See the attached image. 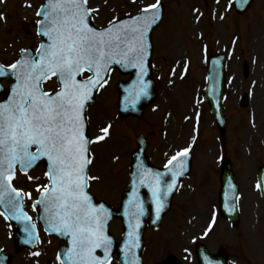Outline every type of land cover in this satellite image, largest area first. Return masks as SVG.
Here are the masks:
<instances>
[{
    "label": "rangeland",
    "instance_id": "1",
    "mask_svg": "<svg viewBox=\"0 0 264 264\" xmlns=\"http://www.w3.org/2000/svg\"><path fill=\"white\" fill-rule=\"evenodd\" d=\"M42 1L0 0V17L6 18L5 21L0 19V60L4 64L17 60L22 48L36 45L34 22ZM155 1L90 0V3L93 9H98L96 23L103 26L113 19L135 14ZM161 1L166 7L165 20L153 36L154 75L161 76L157 79L159 94L155 103L159 111L149 108L140 121H119L116 86L122 78L115 72L110 85L98 96L88 115L94 139L102 135L100 130L106 124H113L106 141L93 147L95 162L91 166V176L99 179L92 181L91 191L118 206L126 185L128 156L135 147L136 136L144 134L148 137L149 157L155 166H161L166 159L164 154L172 155L189 145L195 135L192 118L195 113L203 111L200 138L204 139H199L194 147L192 176L175 197L172 209L160 228L148 233L145 264H157L169 253H175L181 259L185 249L192 248L190 238L204 229L205 212L216 203L219 143L214 119L200 100L203 85L199 83L202 73H206L200 50L206 43L209 51L228 54L231 39L238 29L240 36L236 52L228 56L230 88L226 109L229 130L233 135L230 140H223V145L234 159L244 193V214L255 212L256 206L261 207L259 194L253 191L252 182L256 179L258 165L264 164V0H255L253 7L242 17L235 14L233 0H207V4L203 0ZM204 33L210 34V42L203 38ZM244 60L249 65L247 78L243 75ZM183 70L189 74L180 81L179 73H184ZM170 73H177L174 80H171ZM172 83H176L175 86L171 87ZM244 93L251 95L247 109L239 106ZM185 118L188 121L183 120ZM128 125L127 133L125 126ZM250 229L253 228L244 229L240 245L234 238L223 235L214 236L212 242H226L221 245L233 253L239 264L244 261L236 259L235 256L239 255L249 258L254 264H264V240L261 236L264 229L256 232ZM111 231L118 239L121 238L120 222H114ZM9 236L8 227L0 220V250L6 247L13 251ZM61 246L55 239L42 235L39 255L26 251L15 255L12 264H59L57 252Z\"/></svg>",
    "mask_w": 264,
    "mask_h": 264
},
{
    "label": "snow or ice",
    "instance_id": "2",
    "mask_svg": "<svg viewBox=\"0 0 264 264\" xmlns=\"http://www.w3.org/2000/svg\"><path fill=\"white\" fill-rule=\"evenodd\" d=\"M160 7L156 0L137 16L124 21L113 19L108 27L98 30L90 24L92 13L98 9L90 8L89 0H46L36 13L40 17L37 35L44 39L35 49L22 48L14 62L0 64V91L3 78L13 81L8 95L0 101V205L11 218L30 220L23 211L25 194L13 187L11 180L17 167L27 174L39 161L47 160V183L37 186L40 198L34 207H43L47 230L70 238L71 247L64 258L58 256L60 264H112L113 239L106 231L107 209L94 205L88 192L89 182L99 178L89 175L93 159L89 145L94 141L85 134V111L93 93L108 85L113 65L137 69L133 104L148 97L149 82L144 80L150 48L148 33L160 19ZM53 77L56 87L46 89V82ZM110 127H103L105 135L96 140H104ZM168 163L173 165L169 169L172 179L163 187L162 173L146 170L140 177L141 184L145 176L149 177L157 218L163 209L161 197L174 189L176 177L183 174V160L172 157ZM177 166L179 171L175 170ZM27 196L32 198L31 193ZM136 207L138 211L130 214L136 223L129 221L123 245L127 264H139L134 249L139 246V216L144 209L139 202ZM34 227L25 225L28 243L37 239ZM97 250L102 254L98 255ZM203 259L205 264H213L209 256Z\"/></svg>",
    "mask_w": 264,
    "mask_h": 264
},
{
    "label": "water",
    "instance_id": "3",
    "mask_svg": "<svg viewBox=\"0 0 264 264\" xmlns=\"http://www.w3.org/2000/svg\"><path fill=\"white\" fill-rule=\"evenodd\" d=\"M252 1L253 0H248L247 3L244 5H240V4L238 5V2H237L239 12L240 13L245 12L247 10V8H249L251 6ZM159 15L161 18L160 13H159ZM91 18H92V16L90 17V24L92 25ZM158 21L152 26V28L150 29V31L148 33V40L150 43V48H149V55L146 58L147 75L144 77V80L149 82V87H148L149 95L147 98L141 97L138 101L135 102V104H131V107L128 108L126 104L129 101V99L131 98L133 86L138 83V71H137V69L131 68V67H121L120 65H113L112 66V68L116 67L123 73H130L132 75L131 82H129L127 85L120 86L121 92L123 93L122 100H121L122 101L121 102V112H122L121 115L122 116H129V115L141 116L144 107L147 106L153 100V98L155 96V87H154V84L150 78L151 70H150L149 57L151 56V33H152L153 29L157 26ZM210 73H215L213 80L219 81V74L225 73L224 61H222L220 63V65H218V63L214 64L211 67ZM222 82H223V80H222ZM93 101H94V99L89 103H93ZM212 101H210L211 107H213V103H214ZM217 117L219 120L220 119L222 121L224 120V113L222 110L217 112ZM85 134L87 135V127L85 129ZM139 144H140V148L141 147L142 148L139 152L134 154L135 160L133 162V167H132L133 168L132 181L130 182L129 186L127 187L126 193L124 194V203H123L122 209L118 212V211H114V209L112 207H105L104 206V208L107 209V214H108V220H107L106 227L108 226V222L115 217L121 218L123 221V224L125 226V238H124L122 244L119 246H115V244L113 242V247L111 250L113 253L118 254L119 260L123 264H127V259H128L127 256L124 254V248H123L124 242L127 239L126 234L130 230L128 227V224H129V221H132L133 224L136 223V221L133 219V217L130 214L138 211V208L136 207L137 202L142 204L143 209H144L143 215L139 216V229H138L139 246L134 249V251L136 253V257H137L138 261H140V263H141L142 248L144 245L143 235H144V231H145V225H149V224L155 225V224H158L159 222H161V219L158 220V218H157V213H156L157 204L155 202V199L153 198V195L151 194L152 190L148 186L149 177L146 176L147 180H145L143 184L140 183L141 175L143 173H145L146 170L149 171L151 169V167L146 162L145 157H143L142 151H143V149H145V143L139 142ZM137 156H139V157H137ZM139 158H142V161H139ZM42 160L45 161V166L47 168V165H48L47 160H45V159H42ZM186 172H187V168H186ZM228 173L229 172H227V171L225 172L224 181H226ZM150 174H154V173H150ZM224 183H226V182H224ZM176 184H177V182H176ZM161 187H163V186H161ZM161 200L163 203V209H162V211H160L159 215L162 213V215H161V218H162L163 215L166 213V211L169 208V205L171 202L170 195L167 194L166 196L161 197ZM93 204L96 205L97 207L100 206L98 203H96V201L94 199H93ZM0 208L3 212H5L3 205H0ZM5 214L13 222L14 229L16 231V240L18 242L19 248H22L23 245H25V244H28L29 246H31L37 241V239H36V241H34L32 243L26 242L29 239V236H28V233H26L24 231V228H25L26 224L31 225L29 220H23V219L16 220V219L11 218V216L7 212H5ZM45 215L46 214L43 212V214L40 215V219H41L42 223L44 224L45 229H48V225L46 224L45 220L43 219V217ZM33 231L37 237V234L35 232V228L33 229ZM47 231L49 233L56 234L58 236V238L67 242L68 248L71 247L70 238L68 236L60 235L56 232H52L49 230H47ZM67 249H63L61 251V255H60L61 259L64 258V253L66 252ZM8 262H9V260L6 261V263H8Z\"/></svg>",
    "mask_w": 264,
    "mask_h": 264
}]
</instances>
